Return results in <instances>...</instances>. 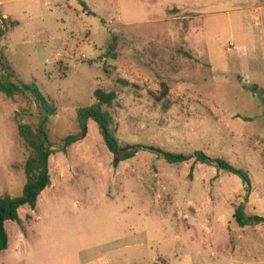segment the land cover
Returning <instances> with one entry per match:
<instances>
[{
    "label": "rangeland",
    "instance_id": "obj_1",
    "mask_svg": "<svg viewBox=\"0 0 264 264\" xmlns=\"http://www.w3.org/2000/svg\"><path fill=\"white\" fill-rule=\"evenodd\" d=\"M255 2L0 0V56L20 88L0 92V198L26 183L31 149L18 126L35 131L41 121L23 84L57 110L47 125L51 186L35 215L24 206L19 224L6 222L0 264H264V224L235 219L241 204L264 217V44L247 12ZM5 73L0 65V83ZM96 89L116 93L104 110L119 144L137 151L116 169L94 121L60 152ZM197 152L247 171V199L238 176Z\"/></svg>",
    "mask_w": 264,
    "mask_h": 264
},
{
    "label": "trees",
    "instance_id": "obj_2",
    "mask_svg": "<svg viewBox=\"0 0 264 264\" xmlns=\"http://www.w3.org/2000/svg\"><path fill=\"white\" fill-rule=\"evenodd\" d=\"M0 65L6 71L3 83H0V92L5 93L9 98L14 96L15 91L20 88L9 82L12 76L8 61L0 56ZM25 90H28L33 96L40 112L41 121L37 130H33L26 124H20L18 131L20 136L25 140L28 147L31 149V155L25 163V177L26 183L23 187L20 196L11 197L4 196L0 198V254L8 249L9 236L5 227L6 222L12 221L17 224L21 222L19 211L22 207L27 206L30 210L35 211L38 198L44 190L51 186V175L49 168L50 157L56 152L52 148L47 134V125L50 117L55 115L56 108L51 105L47 98L43 95L36 84L25 85ZM256 86L253 87V90ZM96 103L89 106L80 108L77 111V120L80 127V133L75 136H69L64 139V146L60 152L66 153V149L79 141L87 135L88 121H94L101 132L104 142L108 150L113 155V167L118 168L119 164L132 159L137 151L135 147L126 146L122 147L116 137V128L114 127V120L104 107H112L117 98L115 92H106L102 89H96L94 92ZM165 159L169 163H181L186 161L183 155H174L165 153ZM196 160L204 164L214 163L215 167L219 170L234 174L238 176L245 188L247 194L251 191V179L249 173L242 169L234 168L230 163L224 159H212L205 155L203 152L196 153ZM244 205L241 204L236 212L235 219L240 227L257 226L264 224V217L261 216H247L244 211Z\"/></svg>",
    "mask_w": 264,
    "mask_h": 264
},
{
    "label": "crops",
    "instance_id": "obj_3",
    "mask_svg": "<svg viewBox=\"0 0 264 264\" xmlns=\"http://www.w3.org/2000/svg\"><path fill=\"white\" fill-rule=\"evenodd\" d=\"M154 2L158 1V0H153ZM86 4V3H85ZM256 5H254V7L252 8H249L247 10L248 14H249V17L251 19V21H253L255 23L256 26H258L260 29H259V34H260V39H262L263 41V44H264V0H256L255 2ZM87 5V4H86ZM187 6H185L184 9H186ZM168 12H169V9H167ZM25 13V12H24ZM206 15L201 16V19H204ZM184 29L185 28V24L182 25V24H178V27H181ZM258 31V30H257ZM56 54L57 51H56ZM253 86H256L258 89L260 90H263V87L259 86L256 82H253L252 83ZM264 91V90H263ZM49 188V187H48ZM47 188V189H48ZM46 189V190H47ZM46 190H44L42 192V194H44L46 192ZM39 199V198H38ZM36 209H37V206H36ZM32 211V210H31ZM36 211V210H35ZM35 211H32L34 212V215H35ZM20 212V211H19ZM21 218V217H20ZM5 252V251H4Z\"/></svg>",
    "mask_w": 264,
    "mask_h": 264
}]
</instances>
